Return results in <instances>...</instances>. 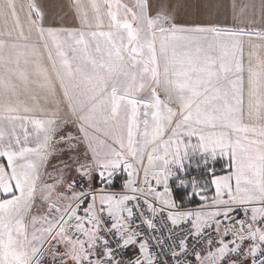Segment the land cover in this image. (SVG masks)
Segmentation results:
<instances>
[{"label":"snow or ice","instance_id":"1","mask_svg":"<svg viewBox=\"0 0 264 264\" xmlns=\"http://www.w3.org/2000/svg\"><path fill=\"white\" fill-rule=\"evenodd\" d=\"M0 264H264V0H0Z\"/></svg>","mask_w":264,"mask_h":264}]
</instances>
